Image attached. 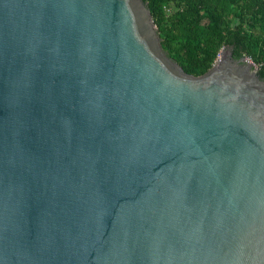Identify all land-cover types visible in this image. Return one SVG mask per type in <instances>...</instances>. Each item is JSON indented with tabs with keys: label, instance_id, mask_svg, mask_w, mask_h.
<instances>
[{
	"label": "water",
	"instance_id": "1",
	"mask_svg": "<svg viewBox=\"0 0 264 264\" xmlns=\"http://www.w3.org/2000/svg\"><path fill=\"white\" fill-rule=\"evenodd\" d=\"M0 264H264V79L204 74L145 0H0Z\"/></svg>",
	"mask_w": 264,
	"mask_h": 264
},
{
	"label": "trees",
	"instance_id": "2",
	"mask_svg": "<svg viewBox=\"0 0 264 264\" xmlns=\"http://www.w3.org/2000/svg\"><path fill=\"white\" fill-rule=\"evenodd\" d=\"M145 1L164 51L186 73L204 74L229 45L235 59L248 56L257 63L264 79V0ZM170 2L177 8L167 16L164 7Z\"/></svg>",
	"mask_w": 264,
	"mask_h": 264
},
{
	"label": "rangeland",
	"instance_id": "3",
	"mask_svg": "<svg viewBox=\"0 0 264 264\" xmlns=\"http://www.w3.org/2000/svg\"><path fill=\"white\" fill-rule=\"evenodd\" d=\"M177 6L174 2H170L168 4L165 5L164 7V12H165V15H170L171 13H173L175 10H176ZM206 21H204L205 23Z\"/></svg>",
	"mask_w": 264,
	"mask_h": 264
},
{
	"label": "built area",
	"instance_id": "4",
	"mask_svg": "<svg viewBox=\"0 0 264 264\" xmlns=\"http://www.w3.org/2000/svg\"><path fill=\"white\" fill-rule=\"evenodd\" d=\"M246 59H247L248 61L252 62V63H253V66H254L255 68H257V69L259 68L258 64L255 63L250 57L246 56Z\"/></svg>",
	"mask_w": 264,
	"mask_h": 264
}]
</instances>
